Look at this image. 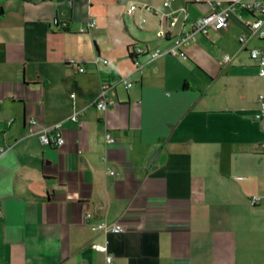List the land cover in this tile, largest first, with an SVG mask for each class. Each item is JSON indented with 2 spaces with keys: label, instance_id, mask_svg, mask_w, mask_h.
I'll return each mask as SVG.
<instances>
[{
  "label": "crops",
  "instance_id": "0c3cea01",
  "mask_svg": "<svg viewBox=\"0 0 264 264\" xmlns=\"http://www.w3.org/2000/svg\"><path fill=\"white\" fill-rule=\"evenodd\" d=\"M163 1L0 0V264H107L104 242L110 264H264V76L250 56L264 39L239 42L253 14L237 9L187 58L144 54L137 69L130 45L171 46L149 34L167 13L186 9L174 36L228 0ZM31 117L65 142L43 145Z\"/></svg>",
  "mask_w": 264,
  "mask_h": 264
},
{
  "label": "built area",
  "instance_id": "2783aa9c",
  "mask_svg": "<svg viewBox=\"0 0 264 264\" xmlns=\"http://www.w3.org/2000/svg\"><path fill=\"white\" fill-rule=\"evenodd\" d=\"M174 0H164V7H169ZM213 7V12L211 14L199 17L190 22L189 28L184 33H179L177 35H171L170 30L172 27L176 26L181 18V13L186 16V9L182 8L180 12H169L166 14L167 20L165 24H162L157 30V36L160 38L166 39L170 38L172 44L170 47L163 49L156 47L149 49L147 46H142L139 43H133V47L129 48V51L134 52L135 57L133 58L134 64L137 69H140L143 64L137 60L138 56L146 55L148 60H153L159 56L169 54L176 56L182 59L188 57L187 48L193 43L197 42L200 35H208L211 30H219L226 28L230 20V14L237 9H245L250 11L253 14V19L247 23V26L250 30V34H240L238 37L239 42L244 46L249 42L252 37L264 39V0H254L251 2H246L244 0H228L225 6H222L220 1L210 2ZM138 8L137 5L132 4L128 12L133 13ZM147 11H154L150 5L144 6ZM142 21H145L143 19ZM185 23V21L183 20ZM58 27L62 28L65 23L56 19L55 21ZM96 23V20L92 19L88 21V27L93 26ZM183 23V24H184ZM85 31V29H84ZM250 56L257 63L258 74L259 76H264V49H251ZM227 59L228 56H225ZM71 64L78 68L79 72H84V66H81L76 60H69ZM126 87H129L131 83L124 81ZM110 85L105 83L103 84L101 93L94 100V104L98 109L105 110L107 107V97L106 93L109 90ZM255 119L259 120L264 126V94L258 95V108L254 115ZM79 112L71 115L70 119L72 121H78ZM28 127L30 135H37L43 145L49 146H59L65 142L63 129L59 123L52 126H41L39 121L35 117L28 119ZM106 140L108 143L115 142V138L111 134H106ZM5 147H0V153L5 151ZM257 198H253L252 202H255ZM92 214L90 212L86 213V219H90ZM92 229L95 231H101L105 235L109 233H120L124 231V226L121 223H108L106 221H101L97 223L90 224ZM92 246L101 252L106 254L107 264L112 263L113 256L108 252L107 242L104 243H93Z\"/></svg>",
  "mask_w": 264,
  "mask_h": 264
},
{
  "label": "rangeland",
  "instance_id": "374dc122",
  "mask_svg": "<svg viewBox=\"0 0 264 264\" xmlns=\"http://www.w3.org/2000/svg\"><path fill=\"white\" fill-rule=\"evenodd\" d=\"M161 3H162V2H161ZM161 6H162V5H161ZM137 24H138V27H139L140 29H145L147 22H144V21H142V20H139ZM130 30H131V32H132L133 34H135L136 36H138L140 40H142V41H146V40H147V39H146V33H145V34L140 33V32L136 29V27L133 26V24H131ZM149 34H151L153 37H157L156 32H155L154 30H153L151 33H149Z\"/></svg>",
  "mask_w": 264,
  "mask_h": 264
},
{
  "label": "trees",
  "instance_id": "16d2710c",
  "mask_svg": "<svg viewBox=\"0 0 264 264\" xmlns=\"http://www.w3.org/2000/svg\"><path fill=\"white\" fill-rule=\"evenodd\" d=\"M250 12V11H249ZM2 14V10H0V15ZM167 40H169L170 38H166ZM143 44V43H142ZM133 46H135V45H130L128 48H131V47H133ZM143 46V45H142ZM128 54H129V56L133 59L134 57H135V55H134V52H131V51H129V49H128Z\"/></svg>",
  "mask_w": 264,
  "mask_h": 264
}]
</instances>
